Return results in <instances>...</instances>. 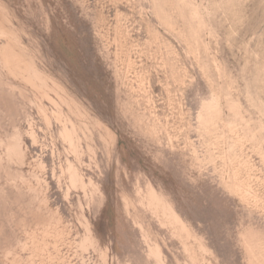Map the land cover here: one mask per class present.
<instances>
[{
	"label": "rangeland",
	"instance_id": "rangeland-1",
	"mask_svg": "<svg viewBox=\"0 0 264 264\" xmlns=\"http://www.w3.org/2000/svg\"><path fill=\"white\" fill-rule=\"evenodd\" d=\"M0 264H264V0H0Z\"/></svg>",
	"mask_w": 264,
	"mask_h": 264
}]
</instances>
